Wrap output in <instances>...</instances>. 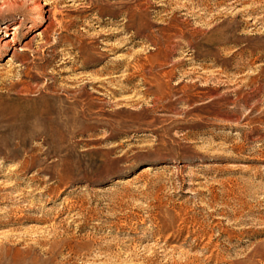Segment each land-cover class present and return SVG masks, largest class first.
<instances>
[{"label": "rangeland", "instance_id": "374dc122", "mask_svg": "<svg viewBox=\"0 0 264 264\" xmlns=\"http://www.w3.org/2000/svg\"><path fill=\"white\" fill-rule=\"evenodd\" d=\"M0 264H264V0H0Z\"/></svg>", "mask_w": 264, "mask_h": 264}, {"label": "bare ground", "instance_id": "6f19581e", "mask_svg": "<svg viewBox=\"0 0 264 264\" xmlns=\"http://www.w3.org/2000/svg\"><path fill=\"white\" fill-rule=\"evenodd\" d=\"M37 10H40L41 9V5H40V3H37L36 4V7H35ZM19 25H17V24H14V25H12V27H9V28H11V29H17V27H18ZM5 35L6 36H8V33H5ZM85 90V89H84ZM79 117H83V113H82V115L81 116H79ZM78 117H75L74 119H77ZM74 119H65V122H68V121H71V120H74ZM145 168H147V167H145Z\"/></svg>", "mask_w": 264, "mask_h": 264}]
</instances>
